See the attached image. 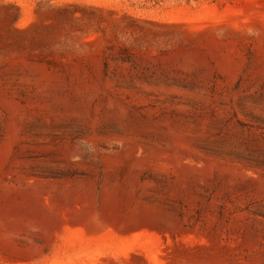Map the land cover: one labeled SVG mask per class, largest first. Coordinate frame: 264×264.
<instances>
[{
	"label": "rangeland",
	"instance_id": "obj_1",
	"mask_svg": "<svg viewBox=\"0 0 264 264\" xmlns=\"http://www.w3.org/2000/svg\"><path fill=\"white\" fill-rule=\"evenodd\" d=\"M0 264H264V0H0Z\"/></svg>",
	"mask_w": 264,
	"mask_h": 264
}]
</instances>
